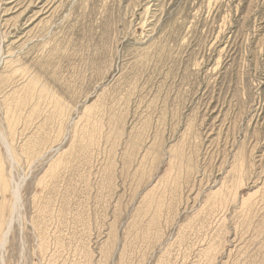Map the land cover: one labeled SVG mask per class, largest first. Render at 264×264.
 Here are the masks:
<instances>
[{
    "label": "rangeland",
    "instance_id": "374dc122",
    "mask_svg": "<svg viewBox=\"0 0 264 264\" xmlns=\"http://www.w3.org/2000/svg\"><path fill=\"white\" fill-rule=\"evenodd\" d=\"M7 2L0 264H264V0Z\"/></svg>",
    "mask_w": 264,
    "mask_h": 264
},
{
    "label": "bare ground",
    "instance_id": "6f19581e",
    "mask_svg": "<svg viewBox=\"0 0 264 264\" xmlns=\"http://www.w3.org/2000/svg\"><path fill=\"white\" fill-rule=\"evenodd\" d=\"M13 1H15V0H9V2H7V4L8 3H10V2H13ZM20 1V0H19ZM17 2V1H16ZM26 2H27V0H26ZM36 2V1H35ZM24 3V2H23ZM34 3V0H29V5L28 6H31L32 4ZM26 4V3H25ZM5 6V5H4ZM14 6H16V5H14ZM20 6H22V4L20 5ZM1 7H2V5H1ZM24 7V6H23ZM20 9V8H19ZM2 10V9H1ZM8 11H12L11 10V8L9 7V9H6V8H4V10L2 11L3 12V14H4V16L5 15H7L8 14ZM26 11H27V9H26ZM23 12H25V9L23 10V11H21L20 13H19V18L17 17V19L15 20V21H13L12 23L10 22V24L8 23V27H9V29L11 30L10 32H7V33H5V36L3 37L2 36V34H1V31H0V58H1V56L3 55V47H2V45H1V40H2V38H5L6 40L7 39H9V37H12L11 35H15V34H17L18 32H19V30H21L20 29V27L21 26H23V25H25V23L22 25L21 24V20H20V17H21V15L22 16H24V13ZM1 13V12H0ZM26 13V12H25ZM1 18V17H0ZM22 19V18H21ZM1 21H2V19H1ZM1 23V22H0ZM4 25H5V23H4ZM7 25V24H6ZM45 27V26H44ZM22 28V27H21ZM23 29V28H22ZM43 30V29H42ZM2 31H3V29H2ZM22 31V30H21ZM37 31V30H36ZM6 32V31H5ZM3 33V32H2ZM58 33V32H57ZM53 35V34H52ZM51 36V35H50ZM56 38V37H55ZM51 43V40H49V38H48V40L44 43V46L43 47H47L49 44ZM11 44V43H10ZM20 44V43H19ZM40 44V43H39ZM51 45V44H50ZM11 46V45H10ZM30 46V45H29ZM39 46H41V45H39ZM16 47V46H15ZM54 48V47H53ZM37 49H39V48H37ZM34 50V49H33ZM49 50H52L51 48H49ZM33 52V51H32ZM31 52V53H32ZM30 53V52H29ZM63 53V52H62ZM24 58V57H23ZM2 59V58H1ZM5 59V58H4ZM14 62V61H13ZM21 68H23V67H21ZM36 80H34V82H35ZM30 82V81H29ZM33 82V83H34ZM31 83V82H30ZM32 83V84H33ZM31 84V85H32ZM30 85V86H31Z\"/></svg>",
    "mask_w": 264,
    "mask_h": 264
}]
</instances>
